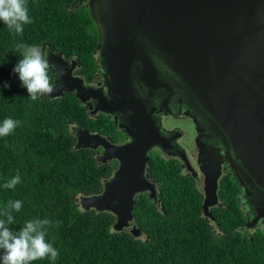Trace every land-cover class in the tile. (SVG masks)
Listing matches in <instances>:
<instances>
[{"label":"water","instance_id":"water-1","mask_svg":"<svg viewBox=\"0 0 264 264\" xmlns=\"http://www.w3.org/2000/svg\"><path fill=\"white\" fill-rule=\"evenodd\" d=\"M88 7L105 88L86 84L74 75L75 59L68 63L45 45L56 66V90L43 97L73 93L91 115L111 116L130 141L116 146L72 127L75 150L100 148L99 162H118L100 194L79 198L81 209L110 212L115 232L129 231L137 238L134 197L157 198V184L147 175L150 152L157 148L190 169L184 153L169 143L174 135L163 134L160 120L147 112L149 101L134 94L143 89L160 110L171 104L204 132L197 159L204 175L203 215L209 217L218 205L226 162L243 189L244 227H264V0H89Z\"/></svg>","mask_w":264,"mask_h":264},{"label":"trees","instance_id":"trees-1","mask_svg":"<svg viewBox=\"0 0 264 264\" xmlns=\"http://www.w3.org/2000/svg\"><path fill=\"white\" fill-rule=\"evenodd\" d=\"M74 1L26 0L32 23L22 34L0 22V124L6 118L20 121L0 137V211L10 200L22 201L21 210L12 213L14 232L31 219L51 221L45 239L59 252L54 261L32 264H264V227H244L243 189L228 170L218 182V205L205 217L203 196L179 161L151 154L147 175L157 184V198L134 197L137 238L115 232L110 212L81 209L79 198L100 194L117 163L98 162L92 150H75L72 127L117 139L115 125L105 115L89 116L73 93L31 100L12 71L22 58L16 44H48L64 59L78 60L77 73L85 80L101 79L97 29L89 10L73 7ZM17 173L21 183L4 188Z\"/></svg>","mask_w":264,"mask_h":264},{"label":"clouds","instance_id":"clouds-1","mask_svg":"<svg viewBox=\"0 0 264 264\" xmlns=\"http://www.w3.org/2000/svg\"><path fill=\"white\" fill-rule=\"evenodd\" d=\"M0 22L16 34H22L25 24H31L26 0H0ZM16 50L22 58L12 69L18 75L22 87L29 98L36 101L41 96H48L55 90L53 76L56 66L49 61V50L42 45L16 44ZM4 87H8L7 84ZM20 121L6 118L0 124V137L9 135L19 126ZM21 183L20 175L7 180L3 187L13 189ZM22 201H8L3 211H0V264H32L37 260L48 258L56 260L59 252L45 239L46 226L51 225L48 219H31L14 232L9 225L14 221L13 212H19ZM57 225L59 222H56Z\"/></svg>","mask_w":264,"mask_h":264},{"label":"flooded vegetation","instance_id":"flooded-vegetation-1","mask_svg":"<svg viewBox=\"0 0 264 264\" xmlns=\"http://www.w3.org/2000/svg\"><path fill=\"white\" fill-rule=\"evenodd\" d=\"M88 3H89V0H75L74 3L72 4V6L73 7L85 6L89 10ZM46 45H48V44H46ZM44 46L45 45H43L42 47H44ZM96 58H97V53L95 54V59ZM73 59L74 58L68 60L67 62L70 63V61ZM76 61H77V68L74 71V75L81 76V75H78V73H77V70H79L81 68V66L78 63V60H76ZM97 69L100 73L99 68H97ZM100 75H101V73H100ZM85 83L91 84L93 86H97L99 83H102V76H101V79L95 80L93 82L85 80ZM102 87L105 88L103 86V83H102ZM105 93H106V91H105ZM134 94L140 100H148L149 101L148 106L146 107L147 112L150 113L151 117L156 122H157V120L158 121L160 120V124L158 123V125L160 126V130L163 132V134H165L166 136L168 135L169 137L170 136L172 137L174 135L173 141L170 140L169 143L172 145V147H174V148H176L179 151L184 153L185 159L188 161V163L190 165V169L188 170L185 166H183V162L179 158L168 157L157 148H154L150 152V155L157 153L158 155H160L162 157L174 158V159L178 160L180 165H181L182 172L184 174L188 175L194 181L195 186L200 190L201 194L203 195L204 175H203V173L200 172L199 166L197 164L199 148L201 146H203V144L205 143V140L202 138V135L204 136V132H203L201 126H197V124L194 123V120L190 115H186V114H184V112H175L174 111L175 108L171 104L167 105L166 107L164 106V108L162 110H160L159 108L161 105L159 104V102L156 101L155 99H153L154 101L151 102V100L148 99V97H147V95L143 89L142 90L138 89L137 93H134ZM151 103H152V107H150ZM180 108H181V111L184 110V106H182V104H181ZM86 110H87V113L89 114V116H91V117H97V116L105 115L107 118H109L114 123L117 133L120 134L122 137L117 138V139H113L111 137H104L103 136L104 138L108 139V141H110V143H112L113 145H116V146H121V145H124L130 141L129 138H127L126 135H124L123 132L116 126L114 119L111 116H109L107 114H100V113H95V114L91 115L90 112L88 111V109H86ZM117 122H119V121H117ZM94 153L96 154V159L98 160L102 154V149L99 148V149L95 150ZM98 162H99V160H98ZM111 162H107V163H111ZM116 163L118 165L117 161H116ZM117 165H116V167H117ZM227 170L230 172L226 162H223V164L221 165V176ZM221 176H220V178H221ZM218 182H219V180H218ZM260 227H263V226H260Z\"/></svg>","mask_w":264,"mask_h":264},{"label":"rangeland","instance_id":"rangeland-1","mask_svg":"<svg viewBox=\"0 0 264 264\" xmlns=\"http://www.w3.org/2000/svg\"><path fill=\"white\" fill-rule=\"evenodd\" d=\"M122 137L120 134H119V138Z\"/></svg>","mask_w":264,"mask_h":264},{"label":"bare ground","instance_id":"bare-ground-1","mask_svg":"<svg viewBox=\"0 0 264 264\" xmlns=\"http://www.w3.org/2000/svg\"><path fill=\"white\" fill-rule=\"evenodd\" d=\"M168 136V135H167ZM203 196V195H202ZM130 235V234H129Z\"/></svg>","mask_w":264,"mask_h":264}]
</instances>
